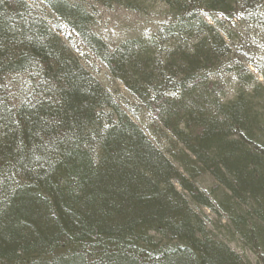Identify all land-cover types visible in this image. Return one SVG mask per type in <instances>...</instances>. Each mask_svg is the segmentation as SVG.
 Here are the masks:
<instances>
[{
	"label": "trees",
	"instance_id": "obj_1",
	"mask_svg": "<svg viewBox=\"0 0 264 264\" xmlns=\"http://www.w3.org/2000/svg\"><path fill=\"white\" fill-rule=\"evenodd\" d=\"M40 1L149 111L167 147L25 0H0V264H248L208 236L189 200L214 208L195 183L210 174L233 226L264 246V119L247 98L264 87L247 93L254 79L237 64L242 90L224 103L209 75L231 52L219 30L235 20L234 2L254 13L264 0H92L141 12L159 1L176 15L113 51L84 0ZM10 75L33 82L18 105Z\"/></svg>",
	"mask_w": 264,
	"mask_h": 264
},
{
	"label": "rangeland",
	"instance_id": "obj_2",
	"mask_svg": "<svg viewBox=\"0 0 264 264\" xmlns=\"http://www.w3.org/2000/svg\"><path fill=\"white\" fill-rule=\"evenodd\" d=\"M34 10L36 15L45 20L62 40L73 50L80 64L85 68L114 98L121 109L133 120L148 136V138L165 152L166 140L153 127L151 114L140 101L130 94L123 85L115 80L107 67L86 48H84L75 36L62 25L58 19L40 0H25ZM88 11L92 16L91 28L93 32L113 51L123 42L135 39H151L163 26L175 21L174 12L161 2L151 1L144 12L128 10L118 5L111 8L95 3L92 0H84ZM237 9L235 20L228 21L224 30H219L231 48L224 65L219 69L209 72L210 78L224 87L222 101L231 103L242 90V80H238L234 66L241 64L254 81L244 86L247 93L251 92L254 83L264 87V5L254 13L248 12L242 3L234 2ZM204 19L211 23L206 16ZM10 89V99L14 105L23 102L31 93L33 82L24 75H10L7 79ZM255 84V85H256ZM251 103L252 112L264 119V90L247 97ZM181 169V166L175 162ZM196 186L201 193L210 199L214 206L212 210L199 206L189 200L193 211L204 221L208 236L214 241L221 242L230 250L242 257L248 264H264V246L261 240L255 243L240 234L230 220L231 214L219 207V203L225 200L226 191L218 190L213 193L216 185L210 174L205 173L196 181ZM250 209L243 208L242 211ZM250 224H259L254 220ZM250 226V225H249ZM157 243H168L166 238L153 235ZM257 245V247H256Z\"/></svg>",
	"mask_w": 264,
	"mask_h": 264
}]
</instances>
